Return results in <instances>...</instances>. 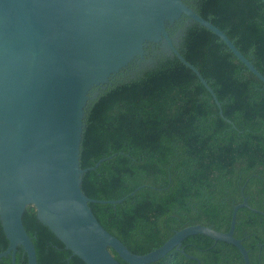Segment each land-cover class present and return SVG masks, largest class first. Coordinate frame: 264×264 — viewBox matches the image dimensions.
Here are the masks:
<instances>
[{"label":"trees","instance_id":"obj_1","mask_svg":"<svg viewBox=\"0 0 264 264\" xmlns=\"http://www.w3.org/2000/svg\"><path fill=\"white\" fill-rule=\"evenodd\" d=\"M183 2L222 30L264 76L262 1ZM176 48L211 88L221 115L190 69L175 56H156L150 67L117 79L87 104L80 168L106 158L81 175L80 189L92 199L123 198L88 207L130 252L143 254L186 225L226 231L243 186L248 206L237 209L233 236L249 264H264V84L197 23L183 27ZM21 222L36 264H84L36 219L33 206H25ZM6 245L0 227V251ZM180 248L198 263L172 248L147 264H243L232 244L205 235L185 237ZM0 264H10L9 256ZM14 264H26L20 246Z\"/></svg>","mask_w":264,"mask_h":264},{"label":"water","instance_id":"obj_2","mask_svg":"<svg viewBox=\"0 0 264 264\" xmlns=\"http://www.w3.org/2000/svg\"><path fill=\"white\" fill-rule=\"evenodd\" d=\"M181 18L184 26L197 23L211 31L264 84V76L223 31L183 0H0V227L7 240L0 258L9 256L14 264L20 246L26 264H36L21 222L31 205L36 219L84 264H119L109 248L128 264L154 262L172 248L198 263L180 248L193 234L232 244L249 264L241 240L233 236L235 213L248 206L243 186L226 231L186 225L143 254L130 252L88 207L123 198L92 199L80 189L81 175L106 158L80 168L84 110L107 85L135 75L115 78L142 59L146 46L157 45L160 54L175 56L190 69L221 115L211 88L178 52L177 37L168 34L167 26Z\"/></svg>","mask_w":264,"mask_h":264},{"label":"flooded vegetation","instance_id":"obj_3","mask_svg":"<svg viewBox=\"0 0 264 264\" xmlns=\"http://www.w3.org/2000/svg\"><path fill=\"white\" fill-rule=\"evenodd\" d=\"M181 24H171L167 26V31L170 37H177V42H179V38L184 27L183 21L179 20ZM160 53L158 51L157 45H149L144 48V53L142 59H139L134 65H129L123 70H121L115 78H121L126 75L136 74L141 68L145 67L147 63H153L156 56H159ZM147 62V63H146ZM146 63V64H145Z\"/></svg>","mask_w":264,"mask_h":264}]
</instances>
